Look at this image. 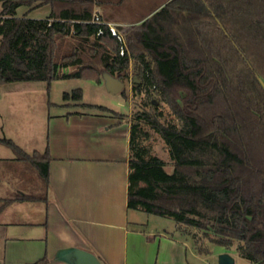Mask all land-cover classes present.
<instances>
[{
  "label": "trees",
  "instance_id": "obj_1",
  "mask_svg": "<svg viewBox=\"0 0 264 264\" xmlns=\"http://www.w3.org/2000/svg\"><path fill=\"white\" fill-rule=\"evenodd\" d=\"M79 1L55 11V0H0V83L45 81L48 95L53 80L99 83L106 74L128 98L132 59V97L143 98L129 124L127 208L172 218L201 250L208 241L264 264V0H168L140 23L116 25L123 56L115 36L96 35L92 5ZM42 4L51 7L44 18L16 15ZM62 98L120 115L81 102L80 88ZM145 126L164 141L170 170L143 143ZM0 140L47 186L48 147L26 153Z\"/></svg>",
  "mask_w": 264,
  "mask_h": 264
},
{
  "label": "crops",
  "instance_id": "obj_2",
  "mask_svg": "<svg viewBox=\"0 0 264 264\" xmlns=\"http://www.w3.org/2000/svg\"><path fill=\"white\" fill-rule=\"evenodd\" d=\"M106 21L123 24L114 18ZM81 80L51 82L44 116L22 135L30 132L31 151L21 146L24 138L19 144L1 127L0 138L11 139L26 153L48 147L50 160L46 186L36 165L0 140V264H35L43 257L46 261L36 264H69L61 255L73 247L92 252L103 264H195L190 259L197 252L189 234L149 233L130 224L129 105L123 111L94 100L97 92L114 95L103 76L99 83L88 80L86 88ZM74 88L82 90L81 102L120 115L64 101L63 92ZM22 194L30 197L14 199ZM7 199L14 200L5 203ZM209 251L235 252L216 245Z\"/></svg>",
  "mask_w": 264,
  "mask_h": 264
},
{
  "label": "rangeland",
  "instance_id": "obj_3",
  "mask_svg": "<svg viewBox=\"0 0 264 264\" xmlns=\"http://www.w3.org/2000/svg\"><path fill=\"white\" fill-rule=\"evenodd\" d=\"M167 1L168 0H85L84 2L92 5V14L95 10H97L102 20L106 21L108 19L111 20V18H114L115 21H121L123 23L122 25H132L140 23L145 17L149 16L154 10L162 6ZM112 2L113 7L111 6L112 4H110ZM80 5L84 4H81L79 0H55L54 3L52 2V6L54 7L55 11H58L61 7H78ZM50 9L51 7L49 4H42L40 6L31 8L23 5L16 9V15L22 16L26 13V15L31 18H44L49 14ZM133 76V60L130 59L129 76L125 81V89L128 91L129 103L128 98L122 93L108 95L104 91H101L100 93L97 92L96 96L94 95V100L97 103L107 105L112 104L113 107H118V109L123 111L129 109L128 119L130 121L138 108V106L134 104V100L141 101L143 98L142 95H139L136 98L132 97L131 88L134 82ZM81 81L83 84L82 86L86 88L88 80L82 79ZM45 88V81H16L0 83V136L2 135L1 127H3L7 134L15 136V138L17 137V142L19 144L22 143L20 139L24 138L26 144L22 143L21 146H23L26 151L32 150V148L29 146L31 144L30 132L26 131L25 137L22 135H25V130L29 129L30 124L37 122L38 125L39 120L37 119L41 120L46 112V107L44 106L43 102L46 100L48 95L46 94ZM55 94L56 92L53 94L54 100L57 99V97H54ZM91 97L93 98V96H90L89 98ZM161 108L165 114L168 109L167 106L162 105ZM145 129L148 135L145 139H143V143L149 148V153L157 155L163 159L166 163V169L170 170L172 162L168 157L164 141L152 129L148 128L147 126H145ZM4 149L5 151L9 150L8 148ZM10 196L13 195L10 194ZM129 217L131 218V225H140L146 232L149 233L156 231L161 232L163 230H167L176 234L180 233L175 221L169 217L149 214L142 210L133 208H130ZM203 243L204 245H207V251L205 249H199V246L198 248L195 246L197 252L196 258L191 257V259H189L192 260V262L194 261L195 264H217L218 254L214 255L208 251L215 245L209 243L208 241H204ZM232 254L234 257V264H256L239 255L236 251L232 252Z\"/></svg>",
  "mask_w": 264,
  "mask_h": 264
},
{
  "label": "water",
  "instance_id": "obj_4",
  "mask_svg": "<svg viewBox=\"0 0 264 264\" xmlns=\"http://www.w3.org/2000/svg\"><path fill=\"white\" fill-rule=\"evenodd\" d=\"M103 77L110 93L117 94L122 90L124 83L121 80L106 74ZM61 256L69 264H103L95 254L78 247L68 249ZM217 264H234V257L227 251L220 252L217 255Z\"/></svg>",
  "mask_w": 264,
  "mask_h": 264
},
{
  "label": "built area",
  "instance_id": "obj_5",
  "mask_svg": "<svg viewBox=\"0 0 264 264\" xmlns=\"http://www.w3.org/2000/svg\"><path fill=\"white\" fill-rule=\"evenodd\" d=\"M89 21L99 25L96 31V35H100L104 33L105 30H107L112 36H115L120 43L119 55L121 56L125 55L126 48H125L124 38L123 35L118 31L115 23L102 20L97 10L93 12Z\"/></svg>",
  "mask_w": 264,
  "mask_h": 264
}]
</instances>
